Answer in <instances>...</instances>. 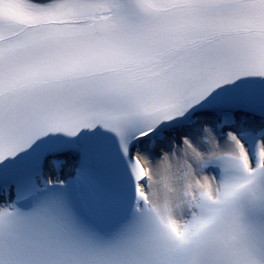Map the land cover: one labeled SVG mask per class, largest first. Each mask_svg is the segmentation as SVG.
<instances>
[{"label":"snow or ice","instance_id":"6c2138e0","mask_svg":"<svg viewBox=\"0 0 264 264\" xmlns=\"http://www.w3.org/2000/svg\"><path fill=\"white\" fill-rule=\"evenodd\" d=\"M0 264H264V0H0Z\"/></svg>","mask_w":264,"mask_h":264}]
</instances>
